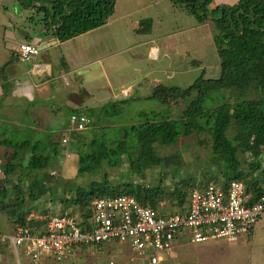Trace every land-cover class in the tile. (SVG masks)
<instances>
[{
  "label": "trees",
  "instance_id": "1",
  "mask_svg": "<svg viewBox=\"0 0 264 264\" xmlns=\"http://www.w3.org/2000/svg\"><path fill=\"white\" fill-rule=\"evenodd\" d=\"M17 1L25 9L33 8L44 13L43 20L53 36L65 42L107 24L115 13L117 0ZM170 1L176 8L196 18L199 24L211 21L214 25L215 43L221 60L218 76L207 78L202 74L188 88L155 87L152 98L164 105L177 101L182 108L176 116L171 115L170 107L162 114L145 113L146 121L126 125L125 138L120 141L125 152L107 142L97 143L96 138L88 140L89 137L84 135L90 126L98 124L94 120L101 114L93 108L86 113L72 110L71 114H86L93 119L92 124L81 131H36L41 136L35 138L30 135L20 141L9 128L0 125V164L4 168L0 175V211L9 218L3 223L8 230H0V233H12L17 227L30 224V211L24 207L26 199L36 203L43 197L44 190L42 185L39 186L41 182L37 173L52 166L72 141L82 150L78 158L81 173H99L104 165L115 170L126 160L128 171L144 178L142 183L122 178L112 182L106 171L104 180L93 182L89 189L73 186L64 201L85 213L90 212L94 199L117 194L135 196L143 205L161 213L168 211L164 209V203L170 200L169 211L181 212L188 206L190 193L198 186L217 183L225 188L231 179L250 186L254 201L264 195V0H239L233 5L215 9L211 8L213 0ZM193 65L198 68L201 62L194 61ZM0 78L7 80L6 66L0 68ZM116 104L119 107L121 103L105 105L100 112L109 114L110 108H118ZM205 133L211 136L210 141L200 138ZM63 136L68 138V142H63ZM189 137L195 138L199 144L209 145L210 160L216 165L208 166L205 173L201 172L203 175H199L198 181L186 175L176 181L179 176L177 170L165 172L163 168L171 164L178 166L180 171L181 158L177 156L174 158L176 163L172 164L169 158L164 159L158 154L157 145L177 146L182 138ZM246 157H252L248 167L244 166ZM156 167L159 168V178L154 184L152 178H147L152 174L150 170ZM214 168L218 172H214ZM56 172L55 187H59L62 182L58 170ZM50 177V173L46 175L47 180ZM169 178H172L171 182H168ZM40 187L42 193L39 192ZM59 197L62 198L56 195L50 200L54 202ZM8 248L0 244V254H7Z\"/></svg>",
  "mask_w": 264,
  "mask_h": 264
},
{
  "label": "rangeland",
  "instance_id": "2",
  "mask_svg": "<svg viewBox=\"0 0 264 264\" xmlns=\"http://www.w3.org/2000/svg\"><path fill=\"white\" fill-rule=\"evenodd\" d=\"M213 1H215V4L213 3L211 8L215 9L218 6L223 7L225 3H227L226 6H230L232 0ZM24 10L26 16L24 19L21 18L23 23L34 26L37 29L40 28L44 13L36 10L34 12L29 9L26 10L16 0H0V20L4 19L5 23H8L6 21L7 16L12 17L14 15V19H16L15 12L20 11V14H22ZM6 12L9 13L7 14ZM30 13V17H32L27 19ZM109 22L107 26L99 31V34L87 40L86 43H78V40L72 42V48L75 50L73 51L74 57L80 60L81 63L86 62L80 68L86 66L85 68L88 69H74L70 75V80L74 86H77V89L81 84H84L91 93H96L89 98V105L101 115H97L98 117L94 120L98 124L90 126L83 132L84 135L89 137L88 140L96 138L97 143L107 142L125 152L126 149L120 145V141L125 138L124 129L126 125L130 126L133 123L146 121L145 113H149V115L150 113L162 114L166 113L170 107L171 115L176 116L182 108V105L178 104L177 101L171 103V105H164L157 99L152 98L155 87L166 85L188 88L202 74H205L207 78L217 77L220 73L221 60L215 43L216 31L212 22L208 21L205 25L199 24L196 18L176 8L170 0H160L158 5H155V2L146 0H117L115 13ZM149 33L153 34L154 39H158L153 44L151 43L154 46L152 56L154 57L158 54L159 48L162 49L159 60L148 59V45L145 49L144 47L141 48L140 45L134 46V44H138V41L146 39ZM3 34L4 31L1 30L0 42L3 40ZM194 61L201 62V65L198 68L195 67L193 65ZM8 62H11V65H16L11 60ZM16 66L14 67L16 68ZM78 67L76 66V68ZM113 67L116 71L115 73H112ZM87 70H90V72L86 74L85 71ZM11 74L13 72L10 69L9 75ZM108 74L111 77H108ZM104 75H107V79L111 80L115 86H118V92L120 93V98H118L120 100L116 101L121 104H119V107L116 104L115 107L118 108H110L109 114L101 113L100 110H103L105 105L115 103V101L108 98L109 96L105 89L97 90L98 86H101V84L105 86L107 83ZM8 102L14 104V113L20 120L26 121L30 117L18 114V107H20V110L27 109L26 100L21 98L15 103L13 100L10 101L9 98H5L1 102L0 109H2L1 107L7 109L6 103ZM55 104L56 106L61 105V103L56 101ZM0 116L6 118L7 115L0 110ZM97 118L101 119L97 120ZM1 125L4 128H10L13 135L20 141L27 139L30 135L35 138L41 136V132L26 131L28 128L21 130V127L9 126V124L4 122ZM200 138L210 141L211 136L205 133ZM157 146L158 154L164 159L169 158L173 162L172 164L176 163L174 158L176 159L177 156L181 158L180 171L177 169L178 166L171 164L169 167L165 165L163 168L165 172L177 170V175L179 176L175 179L176 181L185 175L195 177L196 181H198L197 179L203 175H201V172L205 173L208 166L214 167L216 165L214 161L210 160L209 145L199 144L193 137L182 138L177 146ZM80 151L82 150L78 148L76 142L72 141L71 144H68V149L64 152V155H61L52 166L37 173L38 180L41 182L39 186L42 185L44 189L43 197L38 199L36 203L34 201L29 202L26 199L24 207L27 208V211L45 216L51 213L70 211L71 214L80 220L85 211H79L76 206L64 201L69 196L73 186L89 189L93 182L104 180L106 171L110 174L112 182H116L120 178L123 180L136 179L139 183L143 182V177L134 176L128 171L126 160L123 161L120 168L115 170L104 165L99 173H81L78 166ZM12 152L13 150L11 154ZM244 160V166L248 167L249 162H252V157H246ZM54 169L58 170L60 174L59 179L62 185L59 187H55V179L57 177L54 178L52 176V178L46 179V175ZM158 169V167L152 168L150 170L152 174H148L147 179L152 178L151 181L154 184L157 183L159 178ZM0 170L2 171L0 175H2L4 168L1 164ZM213 170L218 172V169L214 168ZM171 181L172 178H169L168 182ZM27 183L25 182V184ZM249 188L251 189L250 186ZM8 189L13 190V187L8 186ZM41 191L40 187L39 192L42 193ZM55 194L57 196L61 195L62 198L59 197L52 202L50 197L56 196ZM167 201L164 203V209L170 210L172 203L170 200ZM7 218L6 214L0 211V230L2 232L8 230L3 225L5 221H8L9 218ZM256 227L258 232H254L248 238H241L240 242L213 241L209 244L217 246L214 248V252L218 255L224 258L232 256L233 260L228 261L230 264L233 262L243 264L245 262L244 259H246L247 264L253 261L263 264L259 254H264V217L257 223ZM190 234V231H187V237L183 239L190 238ZM194 245H196L194 246L196 249H198L197 246H200L199 244ZM218 245L223 247H218ZM5 252L8 253V255L5 254L7 258L4 257V254H0V264H8L9 257H11L10 260L14 257L15 253L11 248H8ZM211 253L213 252L211 251ZM91 259L89 258V260Z\"/></svg>",
  "mask_w": 264,
  "mask_h": 264
},
{
  "label": "built area",
  "instance_id": "3",
  "mask_svg": "<svg viewBox=\"0 0 264 264\" xmlns=\"http://www.w3.org/2000/svg\"><path fill=\"white\" fill-rule=\"evenodd\" d=\"M39 53L38 45L20 46L22 62ZM92 122L86 114H72L68 131L85 130ZM50 174L57 176L56 170ZM224 187L217 183L198 186L190 193L187 208L176 213H161L128 194L94 199L90 212L80 220L70 211L48 216L32 212L27 226L0 233V244L11 248L17 259L23 255L31 264H61L83 246L114 242L128 249L133 264H161L178 240L187 237V231L191 233L187 240L195 244L237 242L252 234L264 217V195L254 201L248 185L237 179Z\"/></svg>",
  "mask_w": 264,
  "mask_h": 264
},
{
  "label": "crops",
  "instance_id": "4",
  "mask_svg": "<svg viewBox=\"0 0 264 264\" xmlns=\"http://www.w3.org/2000/svg\"><path fill=\"white\" fill-rule=\"evenodd\" d=\"M159 1L160 0L155 1V5H158ZM238 1L239 0H232L230 5ZM213 3L215 4V1H213ZM226 4L227 3L224 5ZM29 10L34 12L33 8ZM6 13L8 14L9 12ZM31 13L27 19L32 17H30ZM25 16L26 12L24 10L22 14H20V11L15 12L16 19H14V15H12V17L7 16L6 21L8 23H5L4 19L0 20V31H4L3 40L1 39L2 41L0 42V68L6 66L7 72V80L0 78V105L5 98H9L10 101L13 100L15 103L23 98V100L27 101V109L20 110V107H18V114L30 117L26 121L20 120L14 113V104L8 102L6 103L7 109L3 107L0 109L1 112L7 115V121L6 118L0 116V125L4 122L5 124H9V126L21 127V130L28 128L26 131L33 130L45 133H63L70 127V115H72V110H80L86 113V110L93 108L89 105V98H91L92 95L94 96L95 93H91L84 84H81L77 89V86H74L70 80V75L73 73L74 69H88L85 68L86 66L80 68V66L82 64L85 65L86 62L81 63L80 60L74 57L73 51L75 50H73V45L71 44L76 40H78V43H86L87 40L99 34V31L111 21H108L107 24L99 28L62 42L53 36L51 29L46 26V22L43 20L44 15L41 19V27L38 29L34 26L27 25V23H23ZM112 17L113 16L110 18ZM21 18L23 19L21 20ZM154 41H158V39H154L153 34L149 33L146 39L140 42L138 41V44H134V46L140 45L141 48L144 47L145 49L148 45V59L159 60L162 53L161 48H159L160 50L156 56H152L154 49L152 44ZM25 43L38 45L40 48V53L28 62H22L19 54L20 46ZM10 60L18 66L11 65V62H8ZM14 66H16V68ZM66 66L68 67L67 69ZM76 66L79 67L76 68ZM10 69L11 72H13L11 75H9ZM89 72L90 70L85 71L86 74ZM115 72L113 67L112 73ZM104 76H106L105 78L107 79V75ZM108 77L111 76L108 74ZM99 89H105L110 100H114L115 102L120 100H118V98H120V93L118 92L119 88L115 86L111 80L107 79L105 86L101 84V86L97 87V90ZM55 101L63 105L56 106ZM66 124H68V126ZM256 229L257 227L254 232H258V229ZM194 246L196 245L186 240H178L171 254H165L163 256L161 264H230L228 261L233 260L232 256H229L230 259L227 257L224 258L214 252V248L217 247L216 245L203 244L197 246L198 249ZM218 247L223 246L218 245ZM211 251L213 253H211ZM259 256L264 264V254H259ZM10 258L11 257H9V261L7 262L8 264H31L23 255H21L19 259L16 258L15 254L14 257H12L13 260H10ZM89 258L92 259L89 260ZM244 261L243 264H247L246 259H244ZM256 262L257 261H253L249 264H259ZM44 264L57 263L46 261ZM61 264L133 263L129 260L128 249L113 242L98 246H83ZM232 264L236 263L233 262Z\"/></svg>",
  "mask_w": 264,
  "mask_h": 264
},
{
  "label": "clouds",
  "instance_id": "5",
  "mask_svg": "<svg viewBox=\"0 0 264 264\" xmlns=\"http://www.w3.org/2000/svg\"><path fill=\"white\" fill-rule=\"evenodd\" d=\"M251 236V235H250ZM180 239H182V240H186V241H188L187 239H183V238H180ZM179 239V240H180ZM188 242H190V241H188ZM191 243V242H190ZM191 244H195V243H191ZM209 244V243H208ZM200 245H203V244H200ZM205 245H207V244H205Z\"/></svg>",
  "mask_w": 264,
  "mask_h": 264
}]
</instances>
